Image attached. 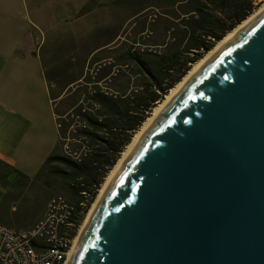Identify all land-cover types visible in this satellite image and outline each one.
I'll return each mask as SVG.
<instances>
[{
	"label": "water",
	"instance_id": "water-1",
	"mask_svg": "<svg viewBox=\"0 0 264 264\" xmlns=\"http://www.w3.org/2000/svg\"><path fill=\"white\" fill-rule=\"evenodd\" d=\"M70 264H264V11L158 116Z\"/></svg>",
	"mask_w": 264,
	"mask_h": 264
},
{
	"label": "crops",
	"instance_id": "crops-1",
	"mask_svg": "<svg viewBox=\"0 0 264 264\" xmlns=\"http://www.w3.org/2000/svg\"><path fill=\"white\" fill-rule=\"evenodd\" d=\"M117 1L0 0V223L27 228L43 216L55 180L39 176L60 153L56 101L68 95L54 97L55 85L75 90L91 56L118 42Z\"/></svg>",
	"mask_w": 264,
	"mask_h": 264
},
{
	"label": "trees",
	"instance_id": "trees-1",
	"mask_svg": "<svg viewBox=\"0 0 264 264\" xmlns=\"http://www.w3.org/2000/svg\"><path fill=\"white\" fill-rule=\"evenodd\" d=\"M172 7L174 16L166 14L173 23L168 30L174 32L170 42L164 43V51L134 45L124 51L126 62L133 63L144 76L142 91L134 96H114L99 89L93 94L104 116L100 121L93 113H84L91 126L90 141L96 144L93 155L78 163L54 153L47 159L39 178L48 172L58 185H70L75 192L95 185L98 190L153 108L191 69L190 63L202 58L257 8L255 0H174ZM128 84L124 85L125 90ZM59 123L61 135L66 134L67 126L60 120Z\"/></svg>",
	"mask_w": 264,
	"mask_h": 264
},
{
	"label": "rangeland",
	"instance_id": "rangeland-1",
	"mask_svg": "<svg viewBox=\"0 0 264 264\" xmlns=\"http://www.w3.org/2000/svg\"><path fill=\"white\" fill-rule=\"evenodd\" d=\"M173 1L174 0L117 1L118 9L116 14L113 13L112 25L113 31H115V25L117 26V31L119 33L118 42H115L112 46L98 53H94V55L91 56L92 58L87 62L88 67L86 75L82 78V81L79 82V86L76 87L75 90L74 88L76 85H72L69 88H64V84H59V86L58 84L55 85L54 97H57L62 90L65 91V94H68L63 99L56 101V110L60 115L59 120L63 126H68L67 124H70L67 119L70 118L72 112H77L84 107L93 109L94 104H98L93 100V94L99 89L110 95L113 94L114 96L117 94L134 96L142 91L145 85L144 76H141L140 71L137 70L133 63L126 62L124 59V51L133 45L143 48L148 47L150 50H165L166 44L164 43L168 44L170 42V36L174 32L173 29L170 31L168 30L169 25L173 26V23L169 21L170 19L166 14L167 12L174 16V9L172 7ZM263 3L264 0H255L256 9L260 8ZM196 62H191V67ZM127 83H129L128 88L125 90L124 88ZM96 111L100 114L99 109ZM67 135L68 130L63 136ZM73 147L77 148L79 145H73ZM59 150L60 153H65L63 141H61ZM69 158L71 159V157ZM108 173L104 176L101 186ZM54 182L55 185L53 187L48 186V193L51 194L49 199L55 194H63L76 204L80 201L81 196L79 192H75L70 185L64 184V187H59L58 183H56L57 181ZM25 183L24 179L20 181L22 186H24ZM31 188L33 190H38L41 189L42 186H39L37 183H32ZM99 189L97 190L96 196ZM96 196L94 197L96 198ZM94 200L92 202H94ZM22 201L23 200H21L20 203ZM91 205L92 203L89 209ZM20 207L23 208L24 206L21 205ZM89 209L83 214L79 223V228L84 222Z\"/></svg>",
	"mask_w": 264,
	"mask_h": 264
},
{
	"label": "built area",
	"instance_id": "built-area-1",
	"mask_svg": "<svg viewBox=\"0 0 264 264\" xmlns=\"http://www.w3.org/2000/svg\"><path fill=\"white\" fill-rule=\"evenodd\" d=\"M97 109L99 105L94 104L93 109L84 107L72 112L67 119L70 123L67 124L68 135H61L63 155L78 163H83L96 150V144L89 138L91 126L84 113H93L102 121L103 116ZM96 190V185L80 190L81 199L77 204L63 194H55L49 199L43 216L30 227L17 228L0 223V264H64L71 253L69 242L77 236L82 213L87 211Z\"/></svg>",
	"mask_w": 264,
	"mask_h": 264
},
{
	"label": "bare ground",
	"instance_id": "bare-ground-1",
	"mask_svg": "<svg viewBox=\"0 0 264 264\" xmlns=\"http://www.w3.org/2000/svg\"><path fill=\"white\" fill-rule=\"evenodd\" d=\"M263 11H264V3L260 8L256 9L246 20H244L241 24H239L236 28H234L231 32H229L223 39L218 41L216 45L210 51H208L200 60H198L191 67L188 73L179 82H177L175 86H173L170 89V91L167 93L164 99L159 101L158 104L153 108L152 113L144 121L140 129L134 134L131 142L127 145V147L119 157L118 161L114 165V167L108 173L105 181L103 182L101 188L99 189V192L94 202H92V205L81 227L79 228V225L77 226V236L72 237V241L69 242V250H71V253L70 256H67L66 259H64V264H70L71 259L75 254V251L92 218L94 211L99 206L102 198L104 197L105 193L113 183L115 177L117 176L119 170L122 168L124 162L131 155L135 147L141 141L143 136L146 134V132L149 130V128L152 126V124L155 122L158 116L163 112V110L167 107V105L171 102V100L178 94V92L191 80V78L201 70V68L206 64V62H208L211 58H213L231 38H233L242 28H244L248 23H250Z\"/></svg>",
	"mask_w": 264,
	"mask_h": 264
}]
</instances>
